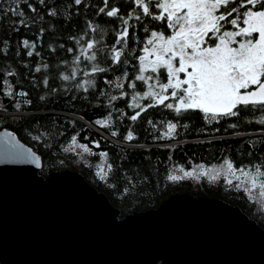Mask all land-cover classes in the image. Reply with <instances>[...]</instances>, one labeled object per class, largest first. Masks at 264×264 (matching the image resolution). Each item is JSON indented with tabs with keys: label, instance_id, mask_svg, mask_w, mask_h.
Instances as JSON below:
<instances>
[{
	"label": "trees",
	"instance_id": "16d2710c",
	"mask_svg": "<svg viewBox=\"0 0 264 264\" xmlns=\"http://www.w3.org/2000/svg\"><path fill=\"white\" fill-rule=\"evenodd\" d=\"M29 4L37 11L32 12ZM9 7H15L13 0H0V128L11 127L41 154L42 174L67 167L78 169L105 191L123 214L158 206L173 192L190 191L238 204L264 226V196L257 190H237V181L227 176L225 165L226 160L237 168L264 163V124L259 122L264 112L242 110L237 117L206 120L199 110L177 115L157 105L141 112L137 120L130 119L140 111L130 107L132 96H142L148 88L147 82L136 81L132 89L129 82L140 74L138 57L143 55L151 31L169 32L164 21L144 16L130 20L128 44L121 57L127 63L115 65L107 51L98 52L96 61H88L81 54L85 41L98 40V47L107 49L115 44V33L122 30L118 17L98 14L104 0H83L79 5L74 0H45L43 5L38 0H22L19 7L27 26L19 24L20 17L5 11ZM112 7L125 18L136 8L133 0H108L106 11ZM53 8L57 14L50 16L49 9ZM136 12L139 14L140 9ZM89 21L97 32L88 28ZM73 37L76 39H70ZM24 40L29 41V47L23 45ZM76 56L80 62L73 64ZM93 64L109 70L92 73ZM73 71L77 73L74 80L62 79ZM125 72L127 79L120 81L123 89L105 82L115 81ZM160 74L165 82L163 69ZM122 92L128 95L122 96ZM113 96L117 99L111 100ZM136 102L144 107L152 101L138 97ZM97 120H106L107 125L97 124ZM169 121L178 127L171 138H165ZM129 131L134 134L131 141L125 139ZM210 169L216 171L214 180L202 175ZM193 170L192 177L168 179ZM198 172L199 179L195 175ZM228 180H232L231 185Z\"/></svg>",
	"mask_w": 264,
	"mask_h": 264
},
{
	"label": "water",
	"instance_id": "95a60500",
	"mask_svg": "<svg viewBox=\"0 0 264 264\" xmlns=\"http://www.w3.org/2000/svg\"><path fill=\"white\" fill-rule=\"evenodd\" d=\"M42 167L0 128V264H264V226L238 204L179 191L123 214L80 170Z\"/></svg>",
	"mask_w": 264,
	"mask_h": 264
},
{
	"label": "snow or ice",
	"instance_id": "6c2138e0",
	"mask_svg": "<svg viewBox=\"0 0 264 264\" xmlns=\"http://www.w3.org/2000/svg\"><path fill=\"white\" fill-rule=\"evenodd\" d=\"M21 2L22 0H13L15 7H9L5 11L20 17L19 24L27 26L25 13L19 7ZM23 2L26 3V0ZM38 2L43 5L45 0ZM74 2L79 5L83 0H74ZM133 3L140 9V13L137 14L136 8H133L125 18L116 7L106 11L108 0H104V7L99 8L98 14L118 17L122 22V30L115 33L117 39L111 47L107 49L98 47L100 41L89 39L85 41L81 51L88 61H96L98 52L107 51L112 64H126L127 60L122 61L121 57L128 44L129 21L133 18L140 20L144 16L166 22L171 34L151 31L150 38L142 49L144 55L138 57L140 74L129 82V87L135 89L136 81L155 80V86L149 84V90L142 96L140 93L132 96L133 103L130 107L140 109L130 117L132 121L137 120L141 112H146L148 108L157 105H163L177 115L189 110H199L205 114L206 120L237 117L242 110L264 112V0H133ZM28 7L32 12L37 11L31 4ZM153 8L159 9V13H154ZM48 14L55 16L57 13L53 8L49 9ZM88 28L93 33L97 32V27H94L90 21ZM144 31L148 32L147 27ZM79 42L77 40V43ZM23 45L29 47V41L24 40ZM31 47L34 48L35 43H32ZM32 54L31 51L28 52L29 56ZM79 62L80 56L74 57L73 64ZM44 67L46 68L47 65ZM149 68L152 75L145 76L144 73ZM162 69L166 73L165 83L160 81ZM40 70V67L35 69L37 72ZM108 70L99 67L98 64L91 66L92 73ZM84 74L88 75V73ZM76 75L77 73L73 71L63 75L62 79L74 80ZM127 77L128 74L125 72L122 77H116L115 81L105 82L115 83L117 88L123 89L124 84L120 81ZM44 84L47 85V79ZM7 94L12 93L9 91ZM121 95L128 94L122 92ZM138 97L149 98L152 102L142 107L136 102ZM115 99L117 97H111V100ZM165 101H174V103H165ZM259 122L264 124V118ZM96 123L107 125L106 120H97ZM177 127L178 123L167 122L168 131L164 133V137L171 138ZM231 127L235 128L236 125ZM112 135L117 133L113 132ZM125 139L133 140L134 134L129 131ZM83 147L88 150L86 145ZM29 153L30 150L26 153L9 148L6 154L18 159H28ZM225 165L227 176L234 177L237 181L234 185L237 190L243 187L244 191L251 193L259 188L261 196H264V163L237 168L233 162L226 160ZM194 171L184 172L183 176L170 175L168 179L178 181L192 177ZM202 175L209 176L210 180L216 178L210 176L207 171H203ZM196 178L199 179V176ZM228 183L231 185L232 180H228Z\"/></svg>",
	"mask_w": 264,
	"mask_h": 264
},
{
	"label": "rangeland",
	"instance_id": "374dc122",
	"mask_svg": "<svg viewBox=\"0 0 264 264\" xmlns=\"http://www.w3.org/2000/svg\"><path fill=\"white\" fill-rule=\"evenodd\" d=\"M143 55H144V53H143ZM152 58H153V57H150V59H152ZM144 75H145V76L152 75L151 69L149 68L148 71L144 73ZM161 77H162V76H161V74H160V81H161V79H162ZM181 78H183V75H181ZM164 81L167 82V81H166V75H165V79H164ZM161 82H162V83H165V82H163V81H161ZM149 84H152L153 86H155V80H153V81H147V88H148V90H149V87H148ZM155 90H158V89H155ZM170 91H171V90H169V92H170ZM170 102H172V101H170ZM215 172H216V171L210 169L209 174H210L211 176H214V175H215V174H214ZM195 175L198 176V175H199V172L196 173ZM255 190H257L258 192L260 191L259 188L255 189Z\"/></svg>",
	"mask_w": 264,
	"mask_h": 264
},
{
	"label": "flooded vegetation",
	"instance_id": "af4514ba",
	"mask_svg": "<svg viewBox=\"0 0 264 264\" xmlns=\"http://www.w3.org/2000/svg\"><path fill=\"white\" fill-rule=\"evenodd\" d=\"M221 11H223V9H221ZM165 24H166V22H165ZM166 27H167V24H166ZM167 30H169L168 28H167ZM164 32V34L165 35H170L171 34V30H169V32H166V31H163V30H159L158 32ZM165 102H170V101H165Z\"/></svg>",
	"mask_w": 264,
	"mask_h": 264
}]
</instances>
